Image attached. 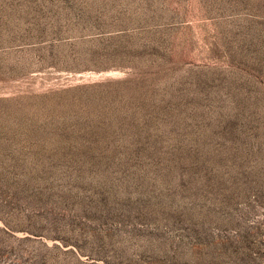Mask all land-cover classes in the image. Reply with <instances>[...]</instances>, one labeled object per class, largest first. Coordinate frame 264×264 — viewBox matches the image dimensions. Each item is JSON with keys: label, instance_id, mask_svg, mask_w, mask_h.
<instances>
[{"label": "rangeland", "instance_id": "1", "mask_svg": "<svg viewBox=\"0 0 264 264\" xmlns=\"http://www.w3.org/2000/svg\"><path fill=\"white\" fill-rule=\"evenodd\" d=\"M0 264H264V0H0Z\"/></svg>", "mask_w": 264, "mask_h": 264}]
</instances>
